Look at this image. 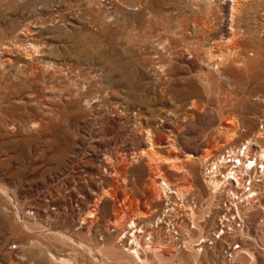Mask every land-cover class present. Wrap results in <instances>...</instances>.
I'll return each mask as SVG.
<instances>
[{
    "label": "rangeland",
    "instance_id": "1",
    "mask_svg": "<svg viewBox=\"0 0 264 264\" xmlns=\"http://www.w3.org/2000/svg\"><path fill=\"white\" fill-rule=\"evenodd\" d=\"M231 3L0 0V264H264V193L245 211L247 239L234 259L222 240L198 253L155 221L168 207L154 177L161 168L140 156L148 128L157 149L174 143L186 158L251 134L264 143V0H247L234 22ZM232 119L238 136L228 142ZM191 159L188 184L176 183L197 197L191 218L206 216L209 231L218 201L203 157ZM148 170L151 202L131 193ZM176 198L167 219L184 209ZM141 212L139 241L173 252L141 263L125 249L116 220ZM180 223L191 243L201 227Z\"/></svg>",
    "mask_w": 264,
    "mask_h": 264
},
{
    "label": "built area",
    "instance_id": "2",
    "mask_svg": "<svg viewBox=\"0 0 264 264\" xmlns=\"http://www.w3.org/2000/svg\"><path fill=\"white\" fill-rule=\"evenodd\" d=\"M264 118V116H262ZM261 127H264L261 122ZM260 135L251 134L238 141L226 144L220 151L214 153L201 163V174L205 186L213 193L217 209L214 218H217L213 225L204 231L205 226L202 221L205 216L196 222L187 214L189 206L196 208L199 205L197 197L186 194L184 197V209L179 207V216H173L168 230L178 239L179 246H187V243L193 244L201 249L204 245H213L222 240L224 245V255L228 260L236 257L240 247L243 245V239H247L241 232L246 228V209L254 205V200L258 198L259 193H264V143ZM238 168L239 176L233 175L234 170ZM217 179L222 180V185L214 189ZM213 187V188H212ZM177 186L173 185L172 194L177 193ZM177 196V195H174ZM180 197V196H177ZM258 201V200H256ZM187 210V212H186ZM213 215L212 211L207 216ZM183 220L189 229H198L201 231L195 236L191 243L183 240L185 234L189 231H183L181 223ZM183 239H182V238ZM264 242V237L260 239Z\"/></svg>",
    "mask_w": 264,
    "mask_h": 264
},
{
    "label": "bare ground",
    "instance_id": "3",
    "mask_svg": "<svg viewBox=\"0 0 264 264\" xmlns=\"http://www.w3.org/2000/svg\"><path fill=\"white\" fill-rule=\"evenodd\" d=\"M215 1V0H214ZM232 1V3L230 4V8H231V21L232 22H234L235 21V16H236V13L238 14L239 12H241L240 11V9H241V7H245V6H247V3L245 4V2L247 1V0H231ZM257 1V0H256ZM230 2V1H229ZM229 8V9H230ZM246 8V7H245ZM264 9V8H263ZM242 10V9H241ZM251 10V9H250ZM239 15V14H238ZM23 27H25V26H23ZM233 26H231L230 27V29L232 30V31H230V33H231V35H232V33L233 34H235L234 32H233ZM236 32V31H235ZM26 34V33H25ZM230 37V36H229ZM29 45V44H28ZM22 47V46H21ZM15 48V47H14ZM31 50V49H30ZM9 51V50H8ZM227 57V56H226ZM10 59V58H9ZM234 59V58H233ZM8 60V59H7ZM231 60V59H230ZM15 61H17V60H15ZM11 62V61H10ZM33 75V74H32ZM169 114V113H168ZM233 121H234V123H235V127H224L223 128V131L225 132V135H226V137H227V140H228V142L230 141V140H232V139H234L235 138V136H238V130H237V126L239 125L238 124V120H236V119H232ZM139 122V121H138ZM138 124V123H137ZM139 125V124H138ZM140 126V125H139ZM241 128V127H240ZM138 130H140L139 129V127H138ZM146 131H148V132H146V134H147V138H148V141H149V143H148V146H147V148H145V149H143L141 152H140V156H146L148 159V161L149 162H151V163H149V164H155L156 166L155 167H157V166H159L160 165V163H162V161H159V159H161L162 157H165V156H162L161 154H160V152L157 150V148H156V146L154 145L155 143H154V132H153V130H150L149 128H148V130H146ZM261 135H263V137H264V130L261 132ZM146 136V135H145ZM147 140V139H146ZM176 144V143H175ZM171 145H173V147H175L176 149L178 148V146H176V145H174V143H171ZM210 151V150H209ZM212 152V151H211ZM211 152H207V153H205L204 155L202 154V156H197V155H194V154H192V153H188V158L187 159H191V158H202L203 157V159L205 160V159H207V158H209L210 156H211ZM137 155H139V154H137ZM173 157V156H172ZM168 158V157H165V158H163V159H168V161L169 160H171L174 164L173 165H175V167H177L180 171H182L185 175H188V174H191V170L188 168V167H186L184 164H182L181 162L180 163H177V160L176 159H179V157L178 156H174V158ZM182 159V158H181ZM107 160V159H106ZM176 160V161H175ZM192 160V159H191ZM164 163V162H163ZM169 163V162H168ZM171 163V162H170ZM163 165V164H162ZM171 165H172V163H171ZM106 170V169H105ZM159 171H162L161 169L159 170ZM177 171V170H176ZM104 172V171H103ZM105 174V173H104ZM98 175V174H97ZM233 175L234 176H236V177H238L239 176V171H238V168H236L235 170H234V173H233ZM101 176V175H100ZM168 178H166L165 176H164V174L163 173H161V172H159V175H158V195L160 196V197H163V199H167V201H166V203H167V205H168V207H165V209H164V213L163 214H161V216H159L155 221L158 223V222H166V224H167V222H171V220H172V218L170 219V218H165V216L166 215H168L167 213L170 211V209L172 210V211H174L173 210V208H174V206H175V201L172 199L171 200V198H173V195H177V196H180V197H177V196H174L175 198L177 197L178 199H180V201H182V202H184L183 200H184V197L186 196V194L188 193V192H190L189 190H191L190 189V187L189 186H186V185H179V187H177L176 188V191H177V193H174V194H172V193H170V192H172V191H174L172 188H173V185L172 184H170L169 183V181L167 180ZM104 180V179H103ZM100 183V181H98L97 182V186L98 185H100L99 184ZM222 185V180H220V179H217V181H215V184H214V187H215V189H217V188H219V186H221ZM109 186V185H108ZM111 186V185H110ZM177 186V185H176ZM99 187V186H98ZM98 187H97V189H95L94 188V191L92 192V194H97L100 190L98 189ZM105 187V186H104ZM213 188V187H212ZM73 189V188H72ZM110 189H111V187H110ZM79 190V189H78ZM91 190H93V189H91ZM91 190H90V192H91ZM101 190H102V192L101 193H104L103 191H104V188L103 187H101ZM112 190V189H111ZM106 191V190H105ZM112 192H113V190H112ZM109 194V193H108ZM105 195V194H104ZM103 195V196H104ZM107 195V194H106ZM108 196V195H107ZM104 198V197H103ZM176 198V199H177ZM252 207V206H251ZM168 208V209H167ZM128 209V208H127ZM190 209V210H189ZM189 209H188V215L190 216V217H193L194 215H195V209L196 208H194V207H192V206H189ZM251 209V208H250ZM247 211V210H246ZM126 214V213H125ZM125 214H123V215H121L117 220H116V225L118 226V227H120V226H122V225H125V233L122 235V237H128V241H127V243L125 244V249H127L130 253H132V255L134 256V258H136L138 261H141V263L142 262H145V260H146V257H147V253L148 252H150L152 255H158L160 252H162V251H166L167 250V252L168 251H172L173 252V249L171 248V246L170 247H168V246H166V245H162V247H159V245H154L152 242L150 243V240H149V242H147V240H146V243H144V240H143V243L144 244H142L140 241H139V236L141 235L140 233H141V231H144V228H143V225L141 224V222H139V220H140V218H142L143 216H142V212L141 213H137L138 215H137V218H135V217H131L130 219L128 218V217H126L125 216ZM177 215H179V214H177ZM248 215V214H247ZM128 216V215H127ZM158 225H159V223H158ZM167 225H169V224H167ZM152 226H154V225H152ZM207 231V230H206ZM149 234V233H148ZM150 235V234H149ZM64 237H65V235H64ZM149 237H151V236H149ZM152 238H153V235H152ZM69 239V238H68ZM144 239V238H143ZM146 239H148V237L146 238ZM150 239V238H149ZM141 240V239H140ZM175 243H176V241H175ZM77 244H78V242H77ZM84 244V243H83ZM163 244V243H162ZM168 244V243H167ZM85 245H87V244H85ZM142 245H144V248H143V250H142V248L141 247H143ZM191 246V245H190ZM193 246V245H192ZM195 246V245H194ZM88 247V246H87ZM177 247H178V245H177ZM89 248H90V246H89ZM183 248V247H182ZM140 249L143 251V253L140 251ZM205 249V248H204ZM92 250V249H91ZM179 250V249H178ZM201 250V249H200ZM242 250V249H241ZM196 252H198L199 253V248H196V250H195ZM242 251H245V250H242ZM90 252V251H89ZM93 252V251H92ZM178 252V251H177ZM239 252V251H238ZM149 253V254H150ZM170 253V252H169ZM247 253L249 254V252L247 251ZM200 255V254H199ZM250 256H251V254H250ZM154 257V256H153ZM156 257V256H155ZM149 258V257H148ZM147 258V259H148ZM252 258L254 259V256L252 255ZM97 259V258H96ZM135 259V260H136ZM154 259V258H153ZM101 260V259H100ZM99 261V260H98ZM157 261V260H156ZM103 262V264H104V261H102ZM102 262L100 263V261H99V264H102ZM108 262V261H107ZM110 262V261H109ZM148 262V261H147ZM162 262V261H161ZM254 262V261H253ZM67 263V262H66ZM96 263H98V262H96ZM162 264V263H161ZM175 264H178V263H175Z\"/></svg>",
    "mask_w": 264,
    "mask_h": 264
},
{
    "label": "crops",
    "instance_id": "4",
    "mask_svg": "<svg viewBox=\"0 0 264 264\" xmlns=\"http://www.w3.org/2000/svg\"><path fill=\"white\" fill-rule=\"evenodd\" d=\"M157 150L160 152V154L161 153L163 154V155L161 154L162 156H165L168 158L169 157L171 158L172 156H173L172 158H174V156L175 157L178 156L179 159H176L177 163L181 162L186 167H188L191 171L193 170V167H194L193 161L190 159H187L186 157H183L182 153L178 149L167 148V144H163V145H159V148ZM165 157H162L161 159H159V161H162V163H160L159 167L162 170L161 172L164 173L166 178H168L167 180L169 181V183L172 185H178L176 182H178V180H179L180 182L188 184L187 175H185L182 171H180L177 167H175V165H173L174 163L171 160L168 161V159H166V160L163 159ZM170 162L172 163V165ZM149 163H151V162H149ZM149 163L147 165H145L148 169H149V167H152L155 165V164L151 165ZM150 171L151 170H148L147 171L148 173L146 174V176L144 175V177L142 179H140V178L134 179L135 181L133 182V186H132L133 192H131V193H149V197H148L149 202H151V199H150L151 194L150 193H156V191L151 189V186H150V184L153 182L152 181L153 180L152 174ZM154 177L158 178L157 175H154ZM135 178H136V176H135ZM141 182H146L149 186H144L141 184ZM194 183L196 184V186L198 185V183H196V181H194Z\"/></svg>",
    "mask_w": 264,
    "mask_h": 264
}]
</instances>
